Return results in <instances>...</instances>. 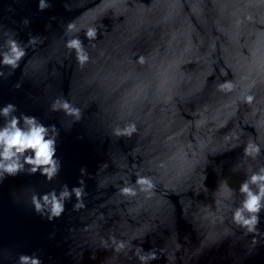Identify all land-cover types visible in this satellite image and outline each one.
<instances>
[{
	"label": "water",
	"instance_id": "1",
	"mask_svg": "<svg viewBox=\"0 0 264 264\" xmlns=\"http://www.w3.org/2000/svg\"><path fill=\"white\" fill-rule=\"evenodd\" d=\"M64 2L50 0V8L38 11L36 0H0V24L21 41L29 32L43 37L28 49L26 63L0 79V105L12 102L55 123L61 159L51 182L38 173L0 182V264L33 252L43 264H112L113 253L99 247L97 234L135 236L133 243L158 250L161 258L152 264H264V239L252 247L250 235L231 224L234 234L225 235L215 219L219 180L226 177L237 188L244 169L233 168L241 163L243 143L264 140L260 113L244 104L233 111L236 94L252 78L259 102L253 107L264 108V22L235 23L254 0H68L71 11ZM25 17L27 26L20 23ZM74 17L81 25L95 19L106 33L84 68L63 48L64 24ZM5 36L0 28V43ZM139 55L146 56L144 65L135 63ZM225 80L236 92L219 90ZM62 95L82 108L81 121L49 110ZM128 119L137 121L138 133L113 136L112 127ZM233 132L240 144L229 148L225 136ZM161 160L167 167H158ZM250 162L264 163V155ZM136 171L157 178L155 196H121V177L134 180ZM81 175L84 208L73 211V198L52 221L34 213L33 191L71 187ZM119 264L138 262L121 255Z\"/></svg>",
	"mask_w": 264,
	"mask_h": 264
},
{
	"label": "clouds",
	"instance_id": "2",
	"mask_svg": "<svg viewBox=\"0 0 264 264\" xmlns=\"http://www.w3.org/2000/svg\"><path fill=\"white\" fill-rule=\"evenodd\" d=\"M36 3L38 11L51 7L50 0H36ZM63 7L71 11L68 0H65ZM252 8L256 10H250ZM79 18L74 17L64 24L63 48L67 56L74 58L77 67L84 68L85 65L94 61L90 49L94 50L99 37L106 33L100 32V28L104 25H97L95 19L86 25H81L77 23ZM252 22H264V0H254V4H249L235 19L237 25ZM20 23L27 26L30 20L25 17ZM49 26L45 25V28ZM0 28H3L6 33L3 43H0V79H4L21 67L22 61L26 63L25 57H28V49L43 43V37L29 32L28 39L21 41L17 38L15 30L8 29L3 24H0ZM146 62L147 58L144 55L135 58L136 64L144 65ZM257 82L255 78L250 79L247 86L236 94L233 111H237L240 104H244L252 107L253 112L260 113L264 118V108L253 107L259 103L253 91ZM20 86L21 81L18 80L14 87L20 88ZM236 87L232 80H225L218 85L219 90L225 93L236 92ZM49 110L62 112L65 116L71 117L73 122H79L83 118L82 108L63 95L51 101ZM111 131L115 137L130 138L138 133L139 129L135 119H128L123 123H116ZM59 136L60 128L55 123L45 124L39 117L19 111L12 102L0 105V182H3L6 177H15L21 173L28 175L38 173L46 181L51 182L58 176L61 169V159L57 155ZM225 141L230 142L229 148L238 147L240 133L233 132L225 136ZM261 155H264V140L259 136L250 137L243 143L241 163L233 168V171H238L243 167L244 179L240 181L237 188H233L225 177L219 180L215 190L218 197L215 201V213L217 214L215 219L219 224L224 225L225 235L234 234L233 229L228 227V224H231L245 235H250L252 247L264 239V230L258 227L262 220L261 214L264 213V163L254 166L250 162L256 161ZM158 167H167L166 161L161 160ZM80 172L86 173V167L82 166ZM134 176V180L127 173L121 177L122 183L118 188L121 196L133 199L143 195L144 199H150L156 195V177L143 174L141 171H136ZM204 179H207L206 175ZM86 194L85 182L81 175L77 183L71 187L63 183L59 189L53 187L45 192L33 191L30 196V206L34 213L42 219L52 221L61 217L65 212L66 202L73 198V211L84 208L86 205L83 198ZM97 236L99 247L111 249L112 264H119L121 255L127 260L135 259L138 264H152L153 261L161 258L158 250L153 247L145 249L144 243H133L135 236L127 239L115 234H109L107 237L98 234ZM159 251L162 252L163 249ZM90 258L95 259L94 253ZM15 264H43V261L34 252L20 253L16 257Z\"/></svg>",
	"mask_w": 264,
	"mask_h": 264
}]
</instances>
